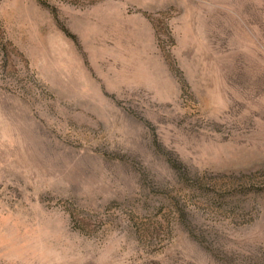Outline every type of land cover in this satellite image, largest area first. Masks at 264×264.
<instances>
[{
  "label": "rangeland",
  "instance_id": "obj_1",
  "mask_svg": "<svg viewBox=\"0 0 264 264\" xmlns=\"http://www.w3.org/2000/svg\"><path fill=\"white\" fill-rule=\"evenodd\" d=\"M0 264H264V0H0Z\"/></svg>",
  "mask_w": 264,
  "mask_h": 264
}]
</instances>
